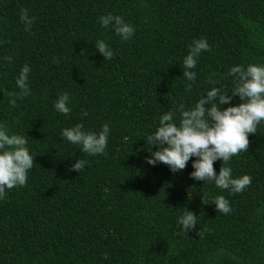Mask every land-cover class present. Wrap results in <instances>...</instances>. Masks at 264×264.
I'll return each instance as SVG.
<instances>
[{
    "label": "trees",
    "instance_id": "trees-1",
    "mask_svg": "<svg viewBox=\"0 0 264 264\" xmlns=\"http://www.w3.org/2000/svg\"><path fill=\"white\" fill-rule=\"evenodd\" d=\"M22 8L35 17L28 31ZM108 13L133 36L102 28L98 17ZM200 37L210 49L188 91L183 58ZM98 39L111 59L94 47ZM24 64L31 94L11 105ZM238 64H264V0H0V125L24 135L35 157L26 184L0 198V264H264V121L225 164L234 177H252L240 193L191 178V160L177 172L146 163L159 116L172 110L178 120V103L191 107L213 86L231 91L228 69ZM64 92L67 115L53 107ZM106 122L104 154L59 135ZM80 158L79 173L71 164ZM213 166L218 173L222 161ZM219 195L228 214L212 203ZM187 210L197 215L189 231L177 223Z\"/></svg>",
    "mask_w": 264,
    "mask_h": 264
},
{
    "label": "clouds",
    "instance_id": "clouds-1",
    "mask_svg": "<svg viewBox=\"0 0 264 264\" xmlns=\"http://www.w3.org/2000/svg\"><path fill=\"white\" fill-rule=\"evenodd\" d=\"M19 19L28 31L35 17L22 8ZM98 20L102 28L110 26L122 40H128L135 32V28L123 17L113 13L101 15ZM94 47L105 60L112 58L113 50L104 40H96ZM209 49L210 45L204 37L193 39L189 46L183 58L182 76L187 81L186 90L190 91L192 83L196 81L197 73L192 69L196 68L200 54ZM30 71L28 64L20 68L15 79L18 91L8 93L9 104L15 105L17 98L31 94ZM228 75L235 78L231 91L213 86L191 107L186 108L183 102L178 103V120L172 110L159 116L157 127L146 138L152 146L146 159L147 164L155 166L157 163H164L170 171L177 172L185 169L191 160V178L205 183L212 182L217 188L227 189L231 193H240L251 184L250 175L234 177L232 169L225 164L233 156L248 150L249 135L256 133L257 125L264 121V64H248L246 67L234 65L228 69ZM233 97H238L240 103L233 104ZM69 104V94L64 92L58 95L53 107L58 113L67 115L71 111ZM110 131L108 122L99 131H86L82 123H77L72 127L62 128L59 135L71 144L78 145L82 153L97 155L105 153ZM154 146L156 150H153ZM34 158L24 135L10 134L0 125V198H3L5 189L26 184L27 173L33 167ZM218 160L222 161V166L217 173L213 165ZM85 163L84 159H77L71 164V170L80 173ZM212 203L219 213L228 214L231 211L230 203L223 195L215 197ZM196 216L187 210L178 217L177 223L182 229L189 231L197 225ZM197 235L201 236V232L198 231Z\"/></svg>",
    "mask_w": 264,
    "mask_h": 264
}]
</instances>
